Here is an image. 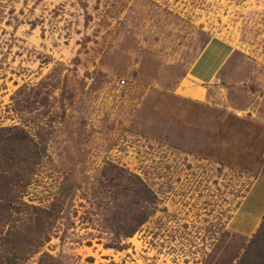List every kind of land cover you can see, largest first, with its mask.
Segmentation results:
<instances>
[{"label":"rangeland","instance_id":"obj_1","mask_svg":"<svg viewBox=\"0 0 264 264\" xmlns=\"http://www.w3.org/2000/svg\"><path fill=\"white\" fill-rule=\"evenodd\" d=\"M11 126L45 148L21 199L59 211L1 221L0 264L262 253L264 0H0V127ZM109 165L125 178L107 180ZM142 185L154 206L134 194ZM128 211L150 215L117 236L111 220Z\"/></svg>","mask_w":264,"mask_h":264},{"label":"trees","instance_id":"obj_2","mask_svg":"<svg viewBox=\"0 0 264 264\" xmlns=\"http://www.w3.org/2000/svg\"><path fill=\"white\" fill-rule=\"evenodd\" d=\"M44 149V146H40L39 142L19 127H0V222L8 220L13 223L14 214L24 212L29 215L30 208L35 212H43L46 220L55 217V213L59 211L57 209L59 206L55 203L48 208H38L21 199L22 191L26 190L29 184L26 176L28 173L34 171V165L43 155ZM111 175L120 179L125 178L124 169L115 165L107 166L103 173V176L107 180L108 178L110 180ZM135 184H141V181H135ZM114 185L118 186L120 184L116 183ZM133 192L147 205L154 206L156 203L157 195L149 188H143V185L142 188L134 189ZM117 193L124 197L128 195L127 192ZM149 215L150 211H141L137 214L128 211L122 214V217L113 218L111 220V227L117 236H131L148 219ZM12 227V234L22 228L15 224ZM263 232L264 223L260 233L255 237L253 242H264ZM248 256L253 257L254 260L251 261L247 258ZM43 260L45 261L43 264H54L46 259ZM236 264H264V251L255 254L252 253L251 247H249L247 254Z\"/></svg>","mask_w":264,"mask_h":264},{"label":"crops","instance_id":"obj_3","mask_svg":"<svg viewBox=\"0 0 264 264\" xmlns=\"http://www.w3.org/2000/svg\"><path fill=\"white\" fill-rule=\"evenodd\" d=\"M197 66V65H196ZM205 71H200V72H203V76H202V78L203 79H205V80H207V78L208 77H212L213 75H212V73L214 72V74H215V72L217 71V68H216V66H214L213 67V69H209V70H207V69H204ZM197 72H198V70H197ZM202 74V73H201ZM211 74V75H210ZM210 75V76H209ZM205 77V78H204Z\"/></svg>","mask_w":264,"mask_h":264}]
</instances>
